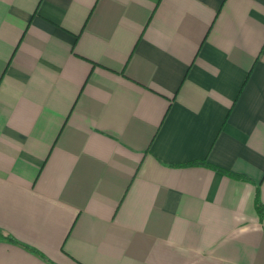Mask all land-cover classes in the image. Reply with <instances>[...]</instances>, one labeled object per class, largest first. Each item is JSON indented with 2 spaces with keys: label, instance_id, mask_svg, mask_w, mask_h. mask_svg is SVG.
<instances>
[{
  "label": "crops",
  "instance_id": "0c3cea01",
  "mask_svg": "<svg viewBox=\"0 0 264 264\" xmlns=\"http://www.w3.org/2000/svg\"><path fill=\"white\" fill-rule=\"evenodd\" d=\"M257 195L264 0H0V264H264Z\"/></svg>",
  "mask_w": 264,
  "mask_h": 264
},
{
  "label": "trees",
  "instance_id": "16d2710c",
  "mask_svg": "<svg viewBox=\"0 0 264 264\" xmlns=\"http://www.w3.org/2000/svg\"><path fill=\"white\" fill-rule=\"evenodd\" d=\"M201 163H204L207 166H210V167H212L214 169H218V170H220V171H222L224 173L231 174L228 171H226L225 169H221L220 167L214 166V165H212V164H210V163H208L206 161H196V162H193L192 164L195 165V164H201ZM237 176L240 177V178H243V176H239V175H237ZM255 206L257 207L258 212L263 216L264 215V207H263L258 195H257V198H256V205ZM0 238H5V239H8V241L17 242L15 240V238L12 237L10 234H4L2 231H0Z\"/></svg>",
  "mask_w": 264,
  "mask_h": 264
}]
</instances>
